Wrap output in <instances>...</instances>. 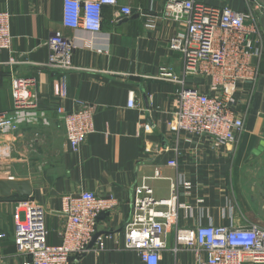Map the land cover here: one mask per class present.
Instances as JSON below:
<instances>
[{"label":"crops","instance_id":"crops-1","mask_svg":"<svg viewBox=\"0 0 264 264\" xmlns=\"http://www.w3.org/2000/svg\"><path fill=\"white\" fill-rule=\"evenodd\" d=\"M169 0H118L103 7L102 29L92 33L64 25V0H0V11L11 14V50L0 51V111H12V81L31 77L40 97L37 123L0 134V178H28L30 196L46 211L48 241L60 244L65 223L62 198L80 191L99 196L113 195L118 207L99 218V233L106 248L95 244L76 264H144L139 253L126 248L124 227L131 215L135 187L145 178L157 198L168 197L172 180H185L181 187L177 221L168 228V249L160 264H206L204 251L176 246V227L199 226L264 227V58L253 90L244 85L239 98L249 100L245 131L235 143L215 146L208 138L172 134L168 122L175 110L180 85L160 77L161 67L182 74L183 59L170 49V40L184 33V19L167 12ZM249 12L264 0H200ZM122 7L133 14L123 17ZM255 11V10H253ZM263 12L256 10L260 20ZM262 25V24H261ZM263 27V26H262ZM264 29V28H263ZM60 31L75 44L73 63L67 72V111L93 108L94 132L80 150L71 151L65 127L56 112L60 73L43 66L48 60V39ZM11 59L16 61L11 63ZM210 79L187 77V85L203 92ZM131 99L134 107L129 106ZM57 148L58 150H52ZM54 151V152H53ZM47 155V160L42 158ZM176 159L178 166L169 165ZM46 165L32 174L35 165ZM156 169L161 178H149ZM33 171V172H31ZM18 194L0 196V264H24L15 243V209ZM246 264H252L246 262Z\"/></svg>","mask_w":264,"mask_h":264},{"label":"built area","instance_id":"built-area-1","mask_svg":"<svg viewBox=\"0 0 264 264\" xmlns=\"http://www.w3.org/2000/svg\"><path fill=\"white\" fill-rule=\"evenodd\" d=\"M118 0H64V25L99 33L102 29L103 7L116 6ZM249 12L228 6L211 5L200 0H169L166 9L175 19H184L187 29L173 37L170 49L181 54L182 74L161 67L160 77L180 85L175 95V110L168 122L176 136L208 138L215 146L235 143L245 131L249 100L241 108L238 96L244 85L253 90L261 74L264 58V29L256 16L263 6ZM121 14H133L122 7ZM11 14L0 11V51L11 50ZM49 56L43 66L60 73L57 88L56 112L65 127V137L71 151L77 152L94 132L93 108L67 111V72L76 69L73 63L74 41L60 31L48 39ZM15 63L13 59L10 61ZM210 79L209 89L203 92L187 85V77ZM35 80L16 76L12 81L13 109L0 111V134H9L23 124L37 123L40 97L32 89ZM136 105L131 99L130 107ZM169 165L178 166L172 159ZM156 169L149 178H161ZM191 188L185 180H172L170 196L157 198L145 178L136 185L131 202V215L124 227L126 248L136 250L144 264H160L168 249V228L177 221L179 210L187 207L180 202L181 187ZM119 205L113 196H99L92 191H80L62 198L61 212L65 216L60 231L61 243L48 241L46 211L30 196L20 199L15 209V243L19 254L29 257L24 264H74L91 250L90 243L99 232V218ZM1 234L0 237H4ZM105 236L95 242L97 251L106 248ZM204 251L206 264H264V227L199 226L176 227V246Z\"/></svg>","mask_w":264,"mask_h":264},{"label":"water","instance_id":"water-1","mask_svg":"<svg viewBox=\"0 0 264 264\" xmlns=\"http://www.w3.org/2000/svg\"><path fill=\"white\" fill-rule=\"evenodd\" d=\"M261 24L264 28V15L261 17ZM264 149V142L262 145L254 150V154H259ZM33 193L32 181L28 178H0V196L4 198L13 197L14 194H18L19 197H29ZM100 235L98 232L90 243V248H92L96 242L97 237ZM76 264V263H74Z\"/></svg>","mask_w":264,"mask_h":264},{"label":"rangeland","instance_id":"rangeland-1","mask_svg":"<svg viewBox=\"0 0 264 264\" xmlns=\"http://www.w3.org/2000/svg\"><path fill=\"white\" fill-rule=\"evenodd\" d=\"M52 150H58L57 148H55V149H52ZM54 152V151H53ZM42 158H44V160L46 161L47 159V155L45 154V153H42ZM43 164H44V162H43ZM45 165H46V162H45V164L44 165H42V163L41 164H39V165H35V171L33 172V171H31V172H33L32 174H36V175H38V174H41V172L44 170L43 168L45 167Z\"/></svg>","mask_w":264,"mask_h":264},{"label":"trees","instance_id":"trees-1","mask_svg":"<svg viewBox=\"0 0 264 264\" xmlns=\"http://www.w3.org/2000/svg\"><path fill=\"white\" fill-rule=\"evenodd\" d=\"M25 198H27V197H24V198H21V197H20V199H25Z\"/></svg>","mask_w":264,"mask_h":264}]
</instances>
